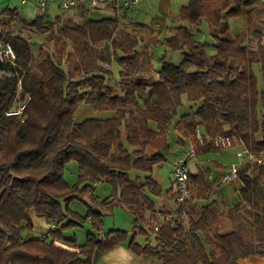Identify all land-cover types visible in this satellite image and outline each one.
I'll return each instance as SVG.
<instances>
[{"label": "trees", "instance_id": "1", "mask_svg": "<svg viewBox=\"0 0 264 264\" xmlns=\"http://www.w3.org/2000/svg\"><path fill=\"white\" fill-rule=\"evenodd\" d=\"M242 9L244 27L230 39L214 35L211 54L191 30L179 27L165 44L181 51V62L163 58L156 70L149 52L154 32H140L138 24L128 30L116 16L55 24L37 17L28 23L16 9L0 11V41L11 44L17 54L14 64L0 62V70L10 72L0 75V264H92L95 251L121 242L136 256L158 251L159 264H238L242 258L264 256V165H239L242 202L227 215L211 199L218 188L210 170L200 167L189 170L186 198L179 201L176 192H168L177 204L176 216L164 211L160 214L167 217L159 222L152 200L161 193L152 169L167 158V131L183 99L192 105L174 128L180 140L194 145L195 156L220 149L207 140L216 134L233 136L253 153L264 151V34L255 48L249 45L258 30L255 23L264 18V1L190 0L179 13L191 24L206 18L219 27ZM17 20L22 27L50 33L52 51L44 52L35 65L31 42L12 28ZM82 103L112 115L75 121ZM199 128L205 138L201 145L196 141ZM71 161L77 167L72 185L63 173ZM100 181L113 186V204L135 215L133 229L139 221L148 225L155 246L136 242L134 230L132 237L120 229L90 233L83 245L63 237L60 223L66 215L61 203L69 199L90 193L86 219L101 225L105 202L99 205L91 193ZM196 199L206 202L198 206ZM30 210L51 225L46 234H30ZM183 214L187 227L178 218Z\"/></svg>", "mask_w": 264, "mask_h": 264}, {"label": "rangeland", "instance_id": "2", "mask_svg": "<svg viewBox=\"0 0 264 264\" xmlns=\"http://www.w3.org/2000/svg\"><path fill=\"white\" fill-rule=\"evenodd\" d=\"M36 1L37 0H27V2L21 3L19 0H0V11L7 8L16 9L21 15V17L24 20H26L28 23L32 22L37 17H41L43 22L53 23V24H55L56 22H65V21H71L67 23H81L83 20V18H81L80 16L81 13L79 12V10L62 11L60 8H58L56 4H49L44 9H41L36 3ZM163 1L164 0H142L140 3H138L135 6V8L137 9L136 11L140 15V19L144 20L147 23H152L153 22L152 19H156L157 16H160L164 19L166 26H170L173 25L174 23L179 22L178 21L179 8L181 5L187 3L189 0H169L170 8L168 12L162 6ZM96 16L97 18L113 17L114 13L112 12L111 9H100L99 13L96 10H93L87 15L88 18H93ZM180 21L182 25L186 26L194 33L195 38L198 41L206 44L205 50L208 54L214 53V47H213L214 36L210 32V29L207 27L206 23H203L197 29L195 25L193 26V24L189 23L188 21H182V20ZM20 23L21 22L17 20L15 23L12 24V28L13 30L19 31V33L23 37L27 38L31 42L32 52L34 56L33 65H35L36 63H38V61H40L44 57V52L52 51V41L49 39L50 33L48 31L45 33H38L30 27L20 26ZM239 25L241 29L242 27H244L245 25L244 19L242 20V22H239ZM255 26H256L255 27L256 30L257 29L258 30L257 33L254 31V33L251 35L249 41V45L251 48H255L256 43L260 39L261 35L264 34V18L258 20L255 23ZM241 29L236 30V33ZM158 34H160L158 35V42L151 43V46H149L150 48L149 51L151 53V58H152V65L154 69L156 70L159 68L163 58L166 61L175 64L180 63L183 57L181 51L168 48L167 46H165V43H163V40L170 35L167 28L163 29L159 27ZM107 46L109 47V45ZM111 69L113 71V80H117L119 68L115 62L112 64ZM0 75L2 76L10 75V72L7 70L5 71L0 70ZM258 79H259V84H261L259 74H258ZM191 105L192 103H190L186 99H183L182 105L178 109V116L187 113L190 110ZM111 115L112 112L110 111L96 110L93 109L90 105L82 103L75 110L74 119L75 121L79 122L87 117L105 118ZM178 116H176L173 119V122H175ZM169 137H170L169 138L170 144L174 148L176 144L177 135L173 127H171L169 130ZM188 146L189 144L185 148L181 149V151L178 154L181 155L185 153L186 150L188 149ZM236 150L235 149L233 150L227 149L225 151L223 149L212 150L206 155L203 156L197 155L190 160L189 170L191 172H196L197 170L196 163H199L203 167H210L213 173H215L216 171L215 163L219 162L221 163L222 167L226 166L225 168L221 167V170H223V172L224 170H226L224 174H227L230 171L231 164L240 163V158L236 155ZM176 159H177L176 155L168 153L166 160L163 161L161 164L155 165L152 169V177L157 181L161 190L159 196H152V200L155 202L156 207L160 208L158 211V215H161L160 213L164 211L167 214H172V215H175L176 212L177 204L169 198V195H167L169 194L168 192L176 190L174 185L172 184L173 183L172 170ZM63 173L65 180L69 184L72 185L77 182V167L74 161H71L66 165ZM129 173L131 177H134L136 172L134 169H131ZM237 180H238L237 178L229 180L228 183H226L221 188L222 192H224V194L226 195L228 199L227 202L230 206H232L233 204H237L240 201L238 194L234 190L236 189V187L233 185L235 184V182H237ZM92 188L93 189L91 193L95 195L93 196L94 199L96 201L99 200V202L101 201L99 205L105 202L104 206L102 207L103 215L101 216L102 217L101 225L95 226L94 224L91 223V219L88 218L86 219L88 212L90 211L89 205H91V200L89 196H85L84 199H79V198L69 199L61 203L62 211L66 215V217H64L60 223V225H64L61 231L63 237L66 239H75L78 245H83L87 242V238L89 237L90 233H94L98 235V234H102L103 232L106 234L108 233L109 230L114 228L122 229L123 231L129 233V237H132L133 216L130 214L129 211L124 209V207L112 203L113 192H114L113 186L109 182L100 181L94 183L92 185ZM166 195L167 197H165ZM216 197L217 194H215V198ZM200 202L203 201L196 200L194 203L200 204ZM178 218L180 221L183 222L185 227L188 226L187 215L183 214L181 217ZM157 219L159 222H161L160 218ZM36 223L32 221L33 230L31 231L30 234L33 236H42L43 234H46L48 229L51 227L50 224H49L50 226L47 225L45 219H41V224L36 225ZM142 225H144V227L148 226L145 223H143ZM137 228H139V226ZM141 229L144 230V233L141 235L137 234L135 236V241L139 242L143 246H145L146 244H148L151 247L155 246L156 244L155 236L153 235L152 231L147 227ZM24 233L27 232L24 231ZM126 243L127 242H123V244ZM103 254H104L103 252L101 253L95 251L92 257V264H104L103 263L104 261H102L101 259ZM118 261L120 264H125L123 262L122 257H119ZM159 263H160V256L158 251H156L155 254L151 256H136L133 254L128 261V264H159Z\"/></svg>", "mask_w": 264, "mask_h": 264}, {"label": "crops", "instance_id": "3", "mask_svg": "<svg viewBox=\"0 0 264 264\" xmlns=\"http://www.w3.org/2000/svg\"><path fill=\"white\" fill-rule=\"evenodd\" d=\"M190 1V0H189ZM189 1L187 2V3H189ZM187 3H185V4H183V5H181L180 6V8H179V12H180V9H181V7L182 6H184V5H186ZM162 6H163V8L165 9V10H167V12H168V10H169V8H170V6H169V0H164L163 2H162ZM100 9H110V8H105V7H102V8H98V9H95L98 13L100 12ZM112 10V9H111ZM137 9L135 8V6L133 7V8H131V9H127V10H125V11H123V12H121L120 14H116V12L114 11V10H112V12L114 13V16H116L117 17V19H118V21L120 22V24H121V27H124L125 25L127 26L128 25V27H127V29L128 30H131V28L134 26V25H136V24H138V25H136V26H138L137 27V29L141 32V31H143V29H145V28H148V30H153V32H154V36H153V41H152V43H157L158 42V35H160V34H158V31H159V27L160 28H163V29H165V28H167V30H168V32H169V36H167L164 40H163V43H165V41L170 37V36H172L173 34H175L176 32H177V30H178V28L179 27H184V28H187L186 26H184V25H182V23H181V18H180V13L178 12V21L179 22H177V23H174L173 25H170V26H166V24H165V21H164V19L162 18V17H160V16H157V18L156 19H152L153 20V22L152 23H147V22H145L144 20H141L140 19V15L138 14V12L136 11ZM93 10H91V11H89V12H86V14H85V16H83V15H80V14H78V15H80L81 16V18H83V20L85 19V18H88L87 17V15H88V13H90V12H92ZM79 12L81 13L82 11H80L79 10ZM245 14H246V11H245V9H242V13H241V15H239V16H234V17H225L224 19H223V21H222V23H221V25L219 26V27H214V26H212L210 23H209V21H208V19H206V18H201L200 20H198L195 24H193V26L195 25V27H197V29L200 27V25H202L203 23H206V25H207V27L210 29V32L212 33V35L214 36V35H217V36H221V37H225V38H228V39H230L232 36H233V34L236 32V30H239V29H241L240 28V25H239V22H242V20L244 19V17H245ZM77 15V14H76ZM21 16V15H20ZM139 16V17H138ZM22 18V17H21ZM93 18H97V16L96 17H93ZM99 18V17H98ZM232 18V19H231ZM238 18V19H237ZM82 20V21H83ZM183 21V20H182ZM245 22V21H244ZM144 25V27H142V25ZM177 24V25H176ZM225 25H227V26H225ZM243 28V27H242ZM190 30V29H189ZM192 32V31H191ZM193 33V32H192ZM194 34V33H193ZM195 36V35H194ZM196 39V38H195ZM151 46V45H150ZM165 46H166V44H165ZM150 52V51H149ZM151 54V53H150ZM86 104V103H85ZM88 118V117H87ZM176 121V120H175ZM150 126H151V128L152 129H154V130H156V124L155 123H153V122H151L150 123ZM171 127H173L174 128V122L170 125V127H169V129H168V131H167V137H168V143H169V153L170 154H174V155H176V158L179 156V152L181 151V149H183V148H185L190 142L188 141V140H180V135H179V133L176 131V129L174 128V130L176 131V135H177V139H176V144H175V147L173 148L172 146H171V144H170V137H169V130H170V128ZM199 131L202 133V129H200L199 128ZM123 136H124V132H123ZM238 147V144H236L235 145V147H233V148H229V150H233V149H235L236 150V148ZM219 150H222V149H219ZM224 151L225 150H227V149H223ZM210 152V151H209ZM209 152H206L205 154H200V156H203V155H206L207 153H209ZM181 154V153H180ZM241 162V161H240ZM237 164H239V163H237ZM196 165H197V170H198V168L200 167V168H202V169H209L210 170V180L212 181V182H214V183H216L217 182V180L221 177V175H223L224 174V172L226 171V170H224V172H223V170H221V163H219V162H217V163H215V166H216V171H215V173H213V171H212V169L210 168V167H203V166H201L199 163H196ZM220 166V167H219ZM218 167V168H217ZM226 166H224V167H222V168H225ZM196 170V171H197ZM137 175V173H135V176ZM151 175H152V173H151ZM134 176V177H135ZM173 176V175H172ZM238 179V178H237ZM172 182H173V179H172ZM228 183V182H227ZM173 184V183H172ZM226 184V183H225ZM225 184H223V185H221V186H219L218 187V189H216L217 190V197L215 198V195H213V197H211V199H213V198H215V199H217L218 200V202L220 203V205H221V209H222V211H223V213L225 214V215H227L228 214V212H229V210L234 206V205H236V204H233L232 206H230L229 204H228V202H227V197H226V195L224 194V192H222V186H224ZM241 181H240V179H238L237 180V182H235V184H233L235 187H236V189H234L235 190V192L238 194V196H239V199H240V201L238 202V203H240V202H242V198L240 197V195H239V189H240V187H241ZM174 185V184H173ZM173 192H175V191H173ZM219 192H220V194H219ZM90 195V193L88 194V196ZM167 195H169V194H167ZM167 195L165 196V197H167ZM93 196H95L94 194H93ZM196 200H200V201H203V202H200V204H197L198 206H200V205H202V204H205V200H201V199H196ZM195 200V201H196ZM163 201V200H162ZM97 202L98 203H100L99 202V200H97ZM237 203V204H238ZM117 205H120V206H122V207H124L123 205H121V204H117ZM96 207V206H95ZM94 207V208H95ZM96 209L97 210H100V208L97 206L96 207ZM124 209H126L127 211H129L130 212V214L133 216V226H135V224H134V220H135V215L129 210V209H127L126 207H124ZM159 207H156V210L157 211H159ZM30 217H31V219H32V221H34L35 223H36V225H38V224H41V219H44L43 217H38L36 214H35V211L34 210H30ZM102 214H103V211H102ZM150 214L149 213H147V214H145V218L146 219H149L150 218ZM36 217V218H35ZM158 218H160L162 221L164 220V218H166L167 217V215H164V216H162V215H160V216H157ZM230 222V221H229ZM91 223L92 224H94L95 226H100V224L99 223H96V222H94V219L93 220H91ZM143 224V222L142 221H139L138 223H137V227L139 226V228H134L133 229V227H132V232H133V230H134V232L136 233L135 235H137V234H143L141 231H140V228H148V226H145L144 227V225H142ZM47 225H49V223H47ZM50 226V225H49ZM114 229H116V228H114ZM112 230V229H111ZM120 230H122V229H120ZM101 232V231H100ZM105 233H103L102 232V234H100V235H104ZM144 236V235H143ZM139 243V242H138ZM57 244L58 245H61V246H63V247H66L65 245H63V244H61V243H59V242H57ZM67 248V247H66ZM104 254L102 255V257H101V259H102V261H104L103 263L104 264H120L119 263V257H122V259H123V262L125 263V264H128V261H129V259L131 258V256L133 255L132 253V251L128 248V245H127V243L126 244H123V242H121V243H118V244H116L114 247H112L111 249H109V250H107V251H105V252H103ZM135 255V254H134ZM238 264H264V256H258V255H253V256H249V257H246V258H242V259H239L238 260Z\"/></svg>", "mask_w": 264, "mask_h": 264}, {"label": "built area", "instance_id": "4", "mask_svg": "<svg viewBox=\"0 0 264 264\" xmlns=\"http://www.w3.org/2000/svg\"><path fill=\"white\" fill-rule=\"evenodd\" d=\"M21 3L27 2V0H19ZM142 0H37L36 3L41 9H44L49 4H56L62 11L73 10L89 12L98 8H110L120 14L125 10H129L140 3ZM264 1V0H262ZM17 59V54L11 44L0 41V62L14 64ZM18 113V111L10 112ZM212 146L220 149H229L235 147L236 155L240 158L239 164H231L230 171L227 174L221 175V177L215 183V187L227 183L229 180L237 178V172L239 165L242 163H257L264 165V151L259 153H253L249 151L243 144L237 143L233 136L228 134H216L207 139ZM196 141L198 144H203L205 141L204 136L197 129ZM195 157V147L193 144H189L185 153L179 155L174 162L172 175L175 192L177 193L176 200H183L189 195V162ZM93 220V219H91ZM154 229H157V225H154Z\"/></svg>", "mask_w": 264, "mask_h": 264}]
</instances>
